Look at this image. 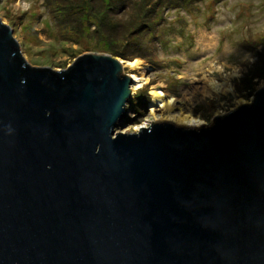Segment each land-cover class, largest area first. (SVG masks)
I'll list each match as a JSON object with an SVG mask.
<instances>
[{"label": "water", "instance_id": "1", "mask_svg": "<svg viewBox=\"0 0 264 264\" xmlns=\"http://www.w3.org/2000/svg\"><path fill=\"white\" fill-rule=\"evenodd\" d=\"M122 63L31 65L0 18V264H264V86L211 125L117 132Z\"/></svg>", "mask_w": 264, "mask_h": 264}, {"label": "rangeland", "instance_id": "2", "mask_svg": "<svg viewBox=\"0 0 264 264\" xmlns=\"http://www.w3.org/2000/svg\"><path fill=\"white\" fill-rule=\"evenodd\" d=\"M0 18L31 65L66 69L83 53L111 54L123 73L145 77L117 132L171 121L149 107L154 86L184 100L206 125L251 103L264 86V0H0ZM212 63L237 72L233 92H196L205 77L221 78L210 73Z\"/></svg>", "mask_w": 264, "mask_h": 264}, {"label": "bare ground", "instance_id": "3", "mask_svg": "<svg viewBox=\"0 0 264 264\" xmlns=\"http://www.w3.org/2000/svg\"><path fill=\"white\" fill-rule=\"evenodd\" d=\"M141 63L140 59H136L131 62V65L136 67ZM214 70L219 71L222 76L221 78L216 77H205V82L201 87H199L196 92L202 97H210L214 95H219L224 92H233V85L231 83V77L237 75V72L234 73H226L224 74L223 67L221 65H216L212 63L210 65L209 71L213 73ZM135 80L133 85V89L140 88L145 82L146 78L137 74L131 75ZM242 102V100H240ZM178 104V106H177ZM185 101L176 97L174 95L168 94L161 86L160 87H152L150 90V100L149 107L152 108L154 112L157 108L161 111V113H166L167 120H171L175 124H180L183 126H193L198 127L202 124H205V120L199 115H195L188 108L185 109ZM151 125V124H150ZM142 126H149L147 124L141 125L140 127H135L136 131H139Z\"/></svg>", "mask_w": 264, "mask_h": 264}, {"label": "built area", "instance_id": "4", "mask_svg": "<svg viewBox=\"0 0 264 264\" xmlns=\"http://www.w3.org/2000/svg\"><path fill=\"white\" fill-rule=\"evenodd\" d=\"M150 125V124H149Z\"/></svg>", "mask_w": 264, "mask_h": 264}]
</instances>
